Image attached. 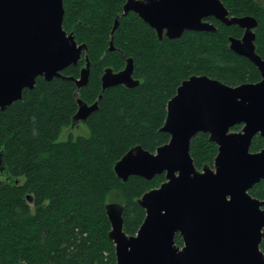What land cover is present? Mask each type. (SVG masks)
<instances>
[{
	"label": "trees",
	"instance_id": "obj_1",
	"mask_svg": "<svg viewBox=\"0 0 264 264\" xmlns=\"http://www.w3.org/2000/svg\"><path fill=\"white\" fill-rule=\"evenodd\" d=\"M221 1L230 15L257 20L254 43L264 58V0ZM123 3L63 0V28L87 46V84L77 89L72 79L39 77L33 89L22 90L20 100L0 109V158L8 175L0 181V264H116L105 204L123 205V230L133 235L145 216L137 199L165 177L131 175L122 181L113 171L115 161L132 146L154 152L168 141L169 134L160 130L167 101L190 75L205 74L228 85L260 79L256 66L228 47L229 36L242 34L238 26L210 17L215 31L189 30L178 38L158 39L137 14L121 15ZM129 57L139 84L105 89L86 119L89 136L57 140L77 111L76 98L92 104L104 69L118 71ZM84 64L83 56L62 74L78 78ZM261 148L264 136L257 134L250 149ZM189 151L201 169L212 165L217 147L199 132L191 138ZM249 193L264 202V178ZM174 239L182 245L178 233ZM260 248L264 252V239Z\"/></svg>",
	"mask_w": 264,
	"mask_h": 264
},
{
	"label": "water",
	"instance_id": "obj_2",
	"mask_svg": "<svg viewBox=\"0 0 264 264\" xmlns=\"http://www.w3.org/2000/svg\"><path fill=\"white\" fill-rule=\"evenodd\" d=\"M129 12L153 28L158 39L178 38L189 30L215 31L210 17L238 26L242 34L229 36L228 47L249 59L260 79L228 85L205 74L190 75L167 101L160 130L169 134L168 141L154 152L132 146L115 161L113 171L122 181L131 175L165 177L137 199L145 216L133 235L123 230V205L105 204L116 264H264V202L249 193L264 178V148L250 150L255 134L264 136V58L254 43L257 20L230 15L221 0H124L121 15ZM63 15V0H0L1 110L20 100L24 88L33 89L39 77L72 79L77 89L87 84V46L63 28ZM117 24L116 18L111 35ZM83 53L79 77L64 76L62 71L77 65ZM133 70L130 57L118 71L106 67L97 99L87 104L76 98L70 125L86 122L105 89L137 86ZM240 124L239 130L230 129ZM199 132L207 133L218 148L212 166L201 169L189 151L191 138ZM0 175L8 180L1 158ZM176 233L182 245L175 242Z\"/></svg>",
	"mask_w": 264,
	"mask_h": 264
},
{
	"label": "rangeland",
	"instance_id": "obj_3",
	"mask_svg": "<svg viewBox=\"0 0 264 264\" xmlns=\"http://www.w3.org/2000/svg\"><path fill=\"white\" fill-rule=\"evenodd\" d=\"M258 1H263V0H258ZM89 134H90V131H89V128L86 126V124L82 121H78L73 126L72 125L64 126L61 129L57 140L63 141V140H66L70 137L76 138L77 136H85L86 137V136H89ZM4 179H5L4 176L0 175V181L3 182V181H5Z\"/></svg>",
	"mask_w": 264,
	"mask_h": 264
},
{
	"label": "flooded vegetation",
	"instance_id": "obj_4",
	"mask_svg": "<svg viewBox=\"0 0 264 264\" xmlns=\"http://www.w3.org/2000/svg\"><path fill=\"white\" fill-rule=\"evenodd\" d=\"M132 13H133V12H132ZM135 14H136V13H135ZM152 29H153V28H152ZM153 30H154V29H153ZM155 33H156V32H155ZM163 37H164V36H163ZM163 37H162V38H163ZM165 37H166V36H165ZM83 56H85L84 53L82 54V57H83ZM85 124H86V123H85ZM69 125H70V124H69ZM235 126H238V125H234V126H232L230 129L233 130V131H237V130H239V129L241 128V124L239 125V128H238V129H234ZM206 134H207V133H206ZM257 134L260 135L259 133H257ZM257 134H255V136H256ZM255 136H254V137H255ZM254 137H253V138H254ZM253 138H252V139H253ZM216 147H217V145H216ZM250 150H251V149H250ZM259 150H260V149H259ZM217 151H218V148H217ZM257 151H258V150H257ZM210 166H212V165H210Z\"/></svg>",
	"mask_w": 264,
	"mask_h": 264
}]
</instances>
